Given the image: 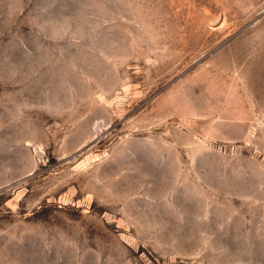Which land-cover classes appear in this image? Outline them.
<instances>
[{
    "label": "rangeland",
    "instance_id": "1",
    "mask_svg": "<svg viewBox=\"0 0 264 264\" xmlns=\"http://www.w3.org/2000/svg\"><path fill=\"white\" fill-rule=\"evenodd\" d=\"M0 264H264V0H0Z\"/></svg>",
    "mask_w": 264,
    "mask_h": 264
}]
</instances>
